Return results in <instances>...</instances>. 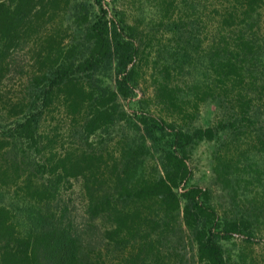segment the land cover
<instances>
[{
  "label": "rangeland",
  "instance_id": "obj_1",
  "mask_svg": "<svg viewBox=\"0 0 264 264\" xmlns=\"http://www.w3.org/2000/svg\"><path fill=\"white\" fill-rule=\"evenodd\" d=\"M251 1L227 25L219 16L238 5L233 0H31L0 38V259L60 223L99 246L100 264H202L181 211L154 225L148 218H161L158 201L139 204L132 194L136 182L162 174L160 133L147 142L149 153L129 149L140 142L145 117L184 130L227 127L190 148L189 183L210 191L221 218L249 219L221 241L226 264H264V0ZM96 20L127 27L120 32L136 47L134 89L116 96L109 118L96 110L116 89L114 57L76 69L75 87L50 84L54 62L88 56L87 27ZM241 39L249 41L244 49ZM160 88L172 90L174 105ZM32 115L29 138L17 125ZM93 115L98 127L90 132ZM126 162L136 169L124 174ZM218 163L228 182L217 177ZM114 212L127 215L128 241L103 239Z\"/></svg>",
  "mask_w": 264,
  "mask_h": 264
},
{
  "label": "trees",
  "instance_id": "obj_2",
  "mask_svg": "<svg viewBox=\"0 0 264 264\" xmlns=\"http://www.w3.org/2000/svg\"><path fill=\"white\" fill-rule=\"evenodd\" d=\"M101 1L102 0H96L97 3ZM10 2L9 5L4 0H0L1 39H5L7 35H10L11 29H13L15 22L18 21L17 18L19 14L30 7L31 0H10ZM233 3H238L239 6L237 5L232 8L227 14L220 15L218 23L226 22L228 23L227 25H233L235 18H239L240 15L243 14L240 12V9L243 6H245L246 9H251L252 5L251 0H233ZM80 15V19L84 22L88 20L86 11ZM125 28L124 26L117 25L115 20L111 22V26L108 25L107 20L90 22L87 27L86 35L91 41L92 47L88 56L78 64L66 60L54 62L52 64L54 68L51 72L53 78L50 84H64L75 87L76 84L72 83V75H74L76 69L91 71L98 67L105 59L114 57L116 64V89L109 92L107 98H104L102 94L101 105L96 110V113L103 118L111 117L116 109V96L118 94L123 97L128 96L134 89V59L136 47L130 39L122 36L120 30ZM240 43L241 49H244L249 41L241 39ZM55 61H58V59H55ZM225 66L232 67L229 63L225 64ZM173 94L174 93L170 89L160 88V90H158V95L172 105L175 104L173 101ZM110 101L113 102L111 105L112 111H108V103H110ZM98 119L99 118L93 115L87 122L86 125L89 127L90 132L97 129ZM158 120L159 118H152L150 122V120L145 117L141 118V126L137 125V128L142 130L140 142L129 149L130 152L134 150L136 153L142 151L149 153V148L151 147L147 142L150 140L154 143V137L157 133H160L162 138L165 139L164 142L160 144L161 148L159 152L162 174L158 178L142 179L136 182L133 188H131L133 191L132 194L139 204H143V202L149 203L151 200L158 201L161 210V218H156L154 215L148 218L149 223H153L154 225H157L159 223L158 221H163L167 216L172 215V213L181 211L184 225L192 231L197 246L198 260L202 264H226L221 241L229 240L232 234L242 231L243 227H248L249 219L244 217L238 219H223L220 217L215 206L211 204L210 191L196 184L189 183L191 171L187 164V155L190 148L197 142L212 140L219 131H223L227 129V127L220 123L215 127H195L184 130L175 127L171 123L167 125L164 124L160 127L158 126ZM160 121L165 123L162 119ZM33 122L34 117L32 115L18 123L17 127L23 131L26 137L33 138ZM129 155L130 154H128V156ZM134 155L135 154H133V158H135ZM132 168L136 169V166L132 167L129 162H126L123 173L128 174ZM215 171L219 179H223V182H228L225 165L223 163L216 164ZM136 172L137 170L133 171L134 174ZM128 197H131L129 193ZM148 203L145 205L148 206ZM90 208L94 213L96 209H98V206H90ZM157 214L158 210L155 212V216H157ZM114 215L115 219L114 222H112L113 226H111L110 234H108V237L103 236V239L109 238L110 241L120 243L126 241V234L129 235L130 233L127 227L129 226L127 222L128 218L127 215H122L119 212H114ZM125 228L128 229L127 233H122V230H125ZM22 241L24 244L23 250L15 251L9 249L4 251L0 259V264L101 263L100 260L102 255L100 253H95V250L99 248V246H96L92 241L84 242L81 240L80 236L73 234L68 226L61 225L60 223L50 226V228L41 229L36 234L30 235Z\"/></svg>",
  "mask_w": 264,
  "mask_h": 264
}]
</instances>
